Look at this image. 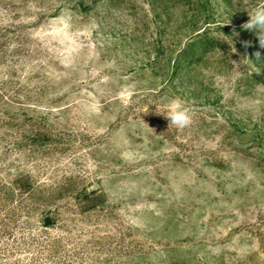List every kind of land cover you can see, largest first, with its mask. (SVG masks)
Instances as JSON below:
<instances>
[{
	"label": "rangeland",
	"instance_id": "1",
	"mask_svg": "<svg viewBox=\"0 0 264 264\" xmlns=\"http://www.w3.org/2000/svg\"><path fill=\"white\" fill-rule=\"evenodd\" d=\"M260 5L0 0V264H264Z\"/></svg>",
	"mask_w": 264,
	"mask_h": 264
},
{
	"label": "clouds",
	"instance_id": "2",
	"mask_svg": "<svg viewBox=\"0 0 264 264\" xmlns=\"http://www.w3.org/2000/svg\"><path fill=\"white\" fill-rule=\"evenodd\" d=\"M250 19L242 25V28L254 32L259 41V47L264 49V5L255 7L251 13H248ZM249 42H245L248 46ZM261 53L257 51L255 56L260 59ZM157 113L163 114L169 121V125L183 130L192 124L193 109L189 106L188 101L180 96H173L168 99L164 105V111L161 112L160 106L157 105Z\"/></svg>",
	"mask_w": 264,
	"mask_h": 264
}]
</instances>
